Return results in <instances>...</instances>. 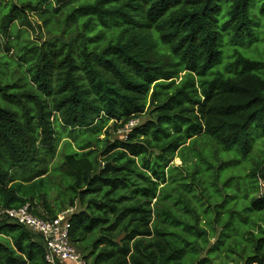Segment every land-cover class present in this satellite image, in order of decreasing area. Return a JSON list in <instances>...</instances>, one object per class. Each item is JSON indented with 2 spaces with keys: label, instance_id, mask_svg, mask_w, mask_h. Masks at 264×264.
I'll return each mask as SVG.
<instances>
[{
  "label": "trees",
  "instance_id": "trees-1",
  "mask_svg": "<svg viewBox=\"0 0 264 264\" xmlns=\"http://www.w3.org/2000/svg\"><path fill=\"white\" fill-rule=\"evenodd\" d=\"M20 1L3 0L10 10L0 25V60L16 49L10 58L22 70L17 80L0 81L10 102L0 107V264H50L42 236L7 214L26 206L45 222L73 209L70 241L92 264H184L191 248L205 254L222 230L219 217L193 222L171 210L182 220L169 221L157 206L168 196L170 164L200 153L201 138L247 154L250 129H264V61L235 52L237 74L209 75L219 43L224 49L228 39L231 52L254 38L264 0H46V9ZM13 26L30 31L28 43ZM134 119L140 123L127 139L110 140V129ZM58 125L94 130L78 150L72 143L69 207L56 210L36 185L47 175L40 164L58 150ZM33 167L31 181L12 178ZM254 175L264 181V165ZM260 230L248 237L254 253L245 264H264Z\"/></svg>",
  "mask_w": 264,
  "mask_h": 264
},
{
  "label": "rangeland",
  "instance_id": "rangeland-1",
  "mask_svg": "<svg viewBox=\"0 0 264 264\" xmlns=\"http://www.w3.org/2000/svg\"><path fill=\"white\" fill-rule=\"evenodd\" d=\"M22 1H33L44 6L45 9L49 3L46 0H21L20 2ZM254 1L250 0L251 5ZM15 2H18V0H12L11 3ZM9 10L10 8L5 7L3 0H0V25L3 16ZM48 10H52V8ZM257 14L260 15V18L253 21V39L244 38L241 43L232 46L231 52L228 39L224 43L225 51L222 49V42L219 43L221 58L219 63L211 70L210 76L217 71L226 76L237 74L239 66L233 57L235 52H239L253 60L264 61V9H261ZM255 16V11L252 10L250 17L253 19ZM71 28L73 30L72 34H75L78 25L72 23L67 29ZM12 29L18 34L19 40H25V43H28L30 31L26 29L20 35L17 26H13ZM70 36L68 34L64 36V39L69 40ZM43 37L45 39L49 38L46 33ZM12 53L17 54L18 51L12 49ZM13 54L0 60V81H5L6 77V80L13 82L22 74V70H18L12 59L14 58ZM5 55V50L1 47L0 42V58ZM4 62L7 63L4 64ZM258 74L264 78L263 73ZM9 104L10 102L0 95V107H7ZM149 118L151 119L148 114L142 120L146 121ZM93 130L71 131L60 125L55 127L58 150L54 158H48L47 163L40 164L43 167V172L47 175L44 181L37 183L36 187L39 192L48 195V202L56 210L63 206L69 207L70 193L68 186L73 177L72 172L66 166V156L75 152L72 143L78 150L83 142L93 139ZM110 132L111 141L123 135L120 130L115 133L114 130L110 129ZM250 133L251 147L247 154H244L238 148L225 149L216 140L205 137L201 138L199 143L200 149L198 151L200 153L196 152L194 154V151H186L184 154L187 155L188 163L184 164L181 158H176L170 164L173 166L166 171L167 185L163 191L168 196H164L157 206L160 211L159 218L167 219L166 215L170 213L172 217L169 218V221L180 220V214H183L182 217L186 216V220L190 219L194 222L200 219L211 222L219 217V224L222 228L218 236L212 240L210 239L209 245L205 247V254H202L203 250L198 248L188 250V259L186 258L187 262H184V264H245V259L253 255L254 246H252L248 237L251 233L260 232V227H264V188L261 186L263 180L254 175V172L264 165V129L252 127ZM65 137L71 141L67 139L62 142ZM101 138L104 139V136ZM191 142L189 140L187 145ZM33 171L34 167L32 170L25 172L17 169L12 172V178L18 183H27L31 181ZM156 203L157 200H154L153 205L155 206ZM78 208L79 206L76 209ZM76 209L74 212H76ZM171 210L174 212L180 211L181 213L175 214ZM260 221L262 223L259 227L258 223ZM201 243L202 246H206L208 242L203 241Z\"/></svg>",
  "mask_w": 264,
  "mask_h": 264
},
{
  "label": "built area",
  "instance_id": "built-area-1",
  "mask_svg": "<svg viewBox=\"0 0 264 264\" xmlns=\"http://www.w3.org/2000/svg\"><path fill=\"white\" fill-rule=\"evenodd\" d=\"M139 123L138 119L128 122L124 129H121L123 131L120 130L123 133V138L127 139L128 132L137 127ZM261 186L264 188V181H261ZM29 211V207L26 206L17 211H8L7 214L9 218L30 227L42 236L49 250L46 259L50 264H57V262L61 264H92L76 250L70 241L71 225L68 217L73 210L63 212L56 219L47 222L35 218Z\"/></svg>",
  "mask_w": 264,
  "mask_h": 264
},
{
  "label": "clouds",
  "instance_id": "clouds-1",
  "mask_svg": "<svg viewBox=\"0 0 264 264\" xmlns=\"http://www.w3.org/2000/svg\"><path fill=\"white\" fill-rule=\"evenodd\" d=\"M68 210H73V209H68Z\"/></svg>",
  "mask_w": 264,
  "mask_h": 264
}]
</instances>
